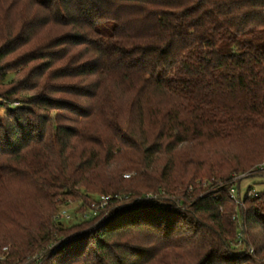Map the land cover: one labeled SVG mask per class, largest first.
<instances>
[{
	"label": "trees",
	"instance_id": "1",
	"mask_svg": "<svg viewBox=\"0 0 264 264\" xmlns=\"http://www.w3.org/2000/svg\"><path fill=\"white\" fill-rule=\"evenodd\" d=\"M21 52L34 81L1 77L0 264H264V193H229L264 163V0H0V60ZM89 192L129 201L55 220Z\"/></svg>",
	"mask_w": 264,
	"mask_h": 264
},
{
	"label": "rangeland",
	"instance_id": "2",
	"mask_svg": "<svg viewBox=\"0 0 264 264\" xmlns=\"http://www.w3.org/2000/svg\"><path fill=\"white\" fill-rule=\"evenodd\" d=\"M21 55H23L22 52L7 56V57L2 58L0 60V100L1 101L5 100L4 94H6L7 90L12 88V86H14V84L17 82V79L18 80L28 79L31 82L34 81L33 80L34 74H33V72L30 73V68L33 66V64L29 65V67L26 68L23 61H20V59H19V58H21ZM36 63H40V62H36ZM6 71L16 72V74H17L16 78L17 79L15 78L11 82H8V81L2 82L1 81L2 74ZM7 79L9 80L10 77H8ZM70 83L75 84V83H77V81H71ZM25 92L29 95L34 94V93H31V91H25ZM20 96H22V95H20ZM20 96H18V95L12 96L13 101H11L12 102L11 105L15 106V107H27V108L31 109L32 106L30 104H26L27 101H26V103H24L22 101V99H20ZM62 114H63L65 119H60V123H69L70 120H68L67 118L73 117V114L68 113V112H62ZM51 123H53L54 126L57 124L55 122H51ZM255 169L256 168H254L253 170H255ZM242 174L241 175L239 174L240 176L237 178V180H236L237 184L235 185L238 188L240 198H243L247 194V192H248V196H251V197H255L257 195H260L261 193H264V170L263 171H254V172H251V170H249V171L242 173ZM129 175H131V174H129L127 172L124 175V177L128 178ZM203 178H208V177L205 176ZM217 183L223 184V182L219 181V180L217 181ZM83 190H85V189H83ZM249 192H251V193H249ZM87 193L85 194V196H87L88 199H94V198L98 197V195L102 194L101 192H89V194L87 195ZM85 198L86 197H80V196L74 197V196H72V197H58L56 199V201H55L56 209L58 210L61 206H64L70 210V213L73 216L72 217L73 219L70 222H68L69 223L68 225H74L75 223L76 224L77 223H83L84 224V222H83L84 219L82 220V218L80 216V211H83L84 209H86V206L88 205V204H84V202L87 200V199L85 200ZM124 201H129V200L128 199L125 200V198H124V200H121L119 203L117 202L115 204L109 205V208L107 207L108 209L106 210V211H108L107 213H109L114 208H117L119 205L121 206L122 202H124ZM234 201H235L236 206H238L239 209L241 207L245 208L243 205L238 204L235 199H234ZM97 221H95V222H97ZM236 222L238 225L243 226L240 219L237 218ZM84 225H86V223ZM90 226H91V224H88L86 227L87 230L85 228L83 229L85 233L89 232L91 230V229H88V228H90ZM241 245H242V243L240 242V243H238L237 246L240 247ZM5 249L6 248H4L3 250H5ZM250 250H252V249H250Z\"/></svg>",
	"mask_w": 264,
	"mask_h": 264
},
{
	"label": "built area",
	"instance_id": "3",
	"mask_svg": "<svg viewBox=\"0 0 264 264\" xmlns=\"http://www.w3.org/2000/svg\"><path fill=\"white\" fill-rule=\"evenodd\" d=\"M263 170H264V164H260L257 166L255 170L251 172L263 171ZM240 175H236L232 178V180H230L229 183L231 185V188L229 192H230L231 197L235 199L238 204L243 205L242 198H240L239 196L238 188L235 186L237 184L236 180ZM113 199L114 197L110 194L98 195V197L92 199L90 203H88V205L86 206V209H84L83 211H80L81 218L84 220H88V219L98 216L102 210L106 209L107 207H109V205H111ZM72 217L73 216L70 213V210L64 206H61L57 210V213L55 215V220L58 222H69L73 219ZM250 251L253 252L252 250Z\"/></svg>",
	"mask_w": 264,
	"mask_h": 264
}]
</instances>
